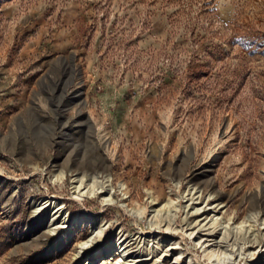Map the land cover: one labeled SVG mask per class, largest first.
Here are the masks:
<instances>
[{
    "label": "rangeland",
    "instance_id": "obj_1",
    "mask_svg": "<svg viewBox=\"0 0 264 264\" xmlns=\"http://www.w3.org/2000/svg\"><path fill=\"white\" fill-rule=\"evenodd\" d=\"M48 201L121 264H264V0H0V264L121 259Z\"/></svg>",
    "mask_w": 264,
    "mask_h": 264
},
{
    "label": "bare ground",
    "instance_id": "obj_2",
    "mask_svg": "<svg viewBox=\"0 0 264 264\" xmlns=\"http://www.w3.org/2000/svg\"><path fill=\"white\" fill-rule=\"evenodd\" d=\"M76 100H80V102L82 101L81 98H82V93L81 91H79L75 97ZM82 179V178H81ZM80 179V180H81ZM77 180V179H76ZM78 182V181H77ZM95 183V182H94ZM100 184V183H99ZM95 185V184H94ZM80 187L81 185H78L75 186L76 190L79 191L80 190ZM102 187V186H100ZM105 187V186H104ZM122 188L127 190L126 189V186L124 184H122ZM97 189V188H96ZM101 190V188H99ZM93 190V188H92ZM95 190H93L92 192H94ZM99 192V191H98ZM85 193V192H84ZM77 197V196H76ZM192 198V197H191ZM52 204H54L53 206V209L56 208V213L55 214H58L57 217H54L55 214L53 215V218L52 217H49V218H52V220H50V224L47 225V229H48V233H52L54 234L55 232H57L58 229H62L63 230V234L61 236V239L58 240V241H55L52 243L50 249L54 250V249H60L63 245H65L66 243H69L71 242V240H73L74 238V234H75V229L76 227H79V226H88V227H92V235L90 237L89 240H87L86 242L82 243L80 248H81V252L79 255H83L86 253V250L92 248V247H95L94 251L89 252L88 255H87V258L86 260H97V259H101V262L104 261L105 259L109 258L111 255H113L115 252L117 254V256H121V259L117 262H115L114 264H121L122 261L129 257V252L130 250H128V248L126 246H124V243L120 244L119 242L122 241L121 237H119L117 240H113L111 239L110 242L105 246V248L103 249H99L97 247V239H101L102 235H103V230L102 228L99 229L96 225V218L94 216H91V217H88L87 215H84L82 217H78V218H73V219H68L66 214L67 213H64L65 211H63V207L62 206H59L58 204L56 203H52L50 201L44 203V205L42 206V203L38 205L36 211H35V215L36 213H39L42 209H44L46 206L48 207H51ZM36 206V205H35ZM36 208V207H35ZM214 207L211 206L209 209H207L206 213L211 211ZM48 210V209H47ZM214 211V210H213ZM212 211V212H213ZM48 212V211H47ZM65 214V215H64ZM210 213H207V216L206 218H208V215ZM213 215V214H212ZM210 216V215H209ZM44 217V215H43ZM160 217V216H159ZM217 216L214 215L212 217L211 220H213V225L216 223H218V218H216ZM45 219V218H44ZM39 220V219H38ZM46 220V219H45ZM47 223V222H46ZM43 224V223H42ZM58 224H60L58 226ZM90 224V225H89ZM252 243V242H251ZM256 243V242H255ZM114 260V259H113ZM218 264H225L224 263V260H220L218 258ZM216 263V264H217ZM95 264V263H93Z\"/></svg>",
    "mask_w": 264,
    "mask_h": 264
}]
</instances>
